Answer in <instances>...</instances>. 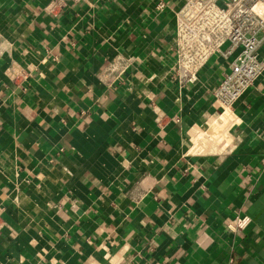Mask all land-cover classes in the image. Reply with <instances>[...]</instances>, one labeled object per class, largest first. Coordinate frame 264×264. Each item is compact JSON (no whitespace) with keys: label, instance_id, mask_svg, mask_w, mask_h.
I'll list each match as a JSON object with an SVG mask.
<instances>
[{"label":"crops","instance_id":"1","mask_svg":"<svg viewBox=\"0 0 264 264\" xmlns=\"http://www.w3.org/2000/svg\"><path fill=\"white\" fill-rule=\"evenodd\" d=\"M157 2L0 0V264H264V76L223 112Z\"/></svg>","mask_w":264,"mask_h":264},{"label":"built area","instance_id":"2","mask_svg":"<svg viewBox=\"0 0 264 264\" xmlns=\"http://www.w3.org/2000/svg\"><path fill=\"white\" fill-rule=\"evenodd\" d=\"M69 0H53L65 6ZM77 1V0H75ZM156 9L167 3L157 0ZM175 11V72L182 82L196 79L208 59L221 54L229 59V69L212 90L215 102L232 107L255 82L264 76V0H181ZM8 47L0 42V59ZM5 73L18 83L29 70L12 60ZM248 216L235 217L232 229H244Z\"/></svg>","mask_w":264,"mask_h":264},{"label":"bare ground","instance_id":"3","mask_svg":"<svg viewBox=\"0 0 264 264\" xmlns=\"http://www.w3.org/2000/svg\"><path fill=\"white\" fill-rule=\"evenodd\" d=\"M225 109H228V110H230L228 107H226Z\"/></svg>","mask_w":264,"mask_h":264}]
</instances>
